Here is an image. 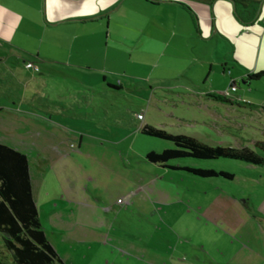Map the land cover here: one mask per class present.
Here are the masks:
<instances>
[{
	"label": "crops",
	"instance_id": "1",
	"mask_svg": "<svg viewBox=\"0 0 264 264\" xmlns=\"http://www.w3.org/2000/svg\"><path fill=\"white\" fill-rule=\"evenodd\" d=\"M259 1L256 18L245 24L233 0H139L135 10L129 0H39L38 9L45 11L43 33L60 36L62 28L74 29L72 40L62 44L79 60L60 63L39 50L36 59L24 60L39 67L33 72L60 63L61 69L81 75L84 68L97 72L108 88H121L122 82L113 84L116 70L90 61L98 50L106 60L114 55L109 38L118 26V41L130 29L137 32L136 47L141 43L139 50L151 57L159 53L157 64L175 70L152 82L174 83L178 95L190 101L188 119L170 112L169 122L155 123L143 115L138 125L112 123L108 110L84 114L59 106L57 115L65 119L91 117L99 126L91 124L93 134L22 107L25 99L13 95L10 76L15 69L11 57L23 50L0 37V143L28 157L40 221L65 264H264V166L247 163L260 168L259 177L248 176V187L233 188L230 182L237 176L227 170L204 168L231 173L230 180L197 177L148 161L149 152L160 153L154 148L132 150L144 136L141 128L151 125L210 146L259 148L264 156V126L261 135L255 133V125L264 122V94L254 88L264 76L250 79L264 71V0ZM105 20L106 33L97 25ZM156 39L165 44L162 52L151 47ZM34 79H26V86ZM184 122L186 129L176 130ZM114 127L126 135L115 138ZM71 154L79 163L68 160Z\"/></svg>",
	"mask_w": 264,
	"mask_h": 264
},
{
	"label": "rangeland",
	"instance_id": "2",
	"mask_svg": "<svg viewBox=\"0 0 264 264\" xmlns=\"http://www.w3.org/2000/svg\"><path fill=\"white\" fill-rule=\"evenodd\" d=\"M137 1L139 2V0H129L128 6L131 10H135L134 7L137 6L135 2ZM38 3L39 0H0V37L18 43L21 46L20 49L23 50V52L17 50L14 52L15 57H11L15 69L14 76H10L13 81L10 85L13 95L25 99L21 104L23 108L32 106V108L39 111V114H50L52 120L55 122L71 124L72 127L75 124L81 127L79 129L81 131L79 132L86 134L95 133L96 131L92 129L91 124L95 123L97 125V123H92L90 121L91 117H85L86 119L89 118L87 121L77 117L65 119L57 115L59 106L69 112L75 111L84 114L94 111L102 114L104 110H108L109 120L112 123L119 121L122 124H132L135 121L136 125H138L140 122L139 114L142 117L145 115V120L148 122H169L170 120L167 118L166 113L170 112H174L177 116L188 119L190 115L189 110H191L190 101L186 97L178 95L179 92L177 91L181 90L171 87L174 83L172 85L152 82V79L156 76L168 75L175 70L163 66L162 63L157 64L160 56L159 53H153L152 57L151 54H146L147 56L143 54L142 50L138 48V45L141 46V43L136 47L135 42L132 41L133 37L137 36V32L134 35L133 33L135 31L131 29L128 31L129 36L123 38L121 42L117 39L119 32L118 26L114 27V23H111L114 28L112 30V36L109 38V47L114 50V55L112 56L111 53L106 60L103 54L104 52L98 50V55L90 60L94 67L99 66L100 68L106 67L116 70L117 74L114 75L113 84L117 86L118 82H122L121 88L117 90L108 88L107 82L103 81L100 74L97 72H89L87 68L83 69L85 73L83 75L70 69H61L63 65L60 63L65 62V60L70 59L72 62L79 60L75 52L71 51L70 53L62 44V42H70L72 40L71 36L74 29L62 28L60 36L56 32H47V35L46 33L44 34L42 22L45 21V11L44 7L41 11L38 9ZM107 23L108 21L105 20L103 26L97 25L98 27H104V32L106 33L108 31ZM159 42V39H156L155 43L152 42L151 47L154 52H162L165 49V44ZM60 44L62 45V49L59 50L57 46ZM99 47L101 49V45ZM121 49L123 53L117 52L118 50L121 51ZM39 50H42L45 55L59 60L60 67L57 64L48 63L41 66L40 72H33V69L27 68L24 60L36 59V54ZM9 54L11 52L7 50L6 55ZM31 77H35V79L27 83L28 85L26 86V79ZM252 81L259 80L253 79ZM238 83L242 90L246 89L247 84H244L242 81ZM260 83H264V81L256 83V85H259H254V88L259 93L264 94V87ZM200 85L203 86V84ZM241 89L239 90L240 93H242ZM12 99H15L19 104L18 99ZM98 117L101 118L102 116ZM179 125L181 126H178L176 130L182 131L186 129V122ZM263 126L264 122L255 125V133L257 135L262 134L261 128ZM118 129V127H114L115 132L113 136L115 138L118 135H126L123 130L117 133L116 131ZM115 138L112 139L114 140ZM133 146L132 150L136 151L154 148L161 152L167 146L174 148V144L168 140L146 135L138 138ZM256 150L258 153H263L259 148ZM69 159L75 161L77 159L76 154H71L68 157ZM76 163H79V161L76 160ZM168 164H184L201 168L227 170L237 176V180L234 183H229L233 188H239L241 184L248 187L251 184L248 176L253 175V177L258 178L260 175L256 170L260 168H249L248 164L243 161L228 158H180L171 160ZM258 188L263 187L258 186ZM0 264H10L8 253L1 242V238Z\"/></svg>",
	"mask_w": 264,
	"mask_h": 264
},
{
	"label": "trees",
	"instance_id": "3",
	"mask_svg": "<svg viewBox=\"0 0 264 264\" xmlns=\"http://www.w3.org/2000/svg\"><path fill=\"white\" fill-rule=\"evenodd\" d=\"M241 8L238 18L245 24L256 18L259 0H233ZM188 11L190 8L183 5ZM264 76V71L250 75L251 80ZM117 88L115 85H109ZM220 99H223L219 96ZM264 111V108H263ZM141 133L174 144V148L160 153L149 152L147 160L169 166L171 169L185 170L197 177H222L232 179L233 174L189 166H171L167 163L174 159H217L228 158L245 163L264 166V156L248 148L229 146H210L194 137L173 134L165 129L151 125L141 128ZM0 238L4 245L10 264H65L50 243L40 221L36 204L28 157L9 146L0 143Z\"/></svg>",
	"mask_w": 264,
	"mask_h": 264
},
{
	"label": "built area",
	"instance_id": "4",
	"mask_svg": "<svg viewBox=\"0 0 264 264\" xmlns=\"http://www.w3.org/2000/svg\"><path fill=\"white\" fill-rule=\"evenodd\" d=\"M26 67L29 68V69H33L34 71H38L39 70V67L31 62H27L26 63ZM236 84L234 82L231 83V87H230V90L232 91H235L236 90ZM225 94H228V91L225 92ZM139 118H142V115L139 114L138 116ZM118 202L119 203H123L124 202V199L120 198L118 199Z\"/></svg>",
	"mask_w": 264,
	"mask_h": 264
}]
</instances>
